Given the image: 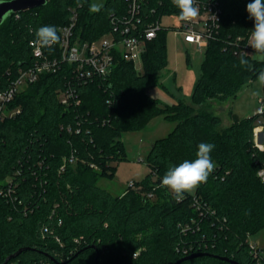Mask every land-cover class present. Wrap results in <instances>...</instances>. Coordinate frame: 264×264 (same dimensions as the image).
Wrapping results in <instances>:
<instances>
[{"label": "trees", "instance_id": "obj_1", "mask_svg": "<svg viewBox=\"0 0 264 264\" xmlns=\"http://www.w3.org/2000/svg\"><path fill=\"white\" fill-rule=\"evenodd\" d=\"M202 1L216 3L221 16L202 56L192 104L161 107L148 93L160 84L166 66L163 29L145 43L141 72L116 54L105 78L77 83L74 65L63 62L8 104L18 112L0 120V264L24 248L6 264H174L195 253L203 254L178 264H232L221 258L258 264L247 236L264 229V181L258 175L264 171V149L254 142L264 111L241 119L231 114L230 125L221 127L207 101L235 96L264 72V58L256 57L264 55L248 45L254 28L246 11L250 0ZM129 2L104 0L101 10L92 13L91 0H47L28 12L7 15L0 24V90L32 62L36 29H57L75 13L72 40L91 43L121 26ZM137 2L138 28L179 13L172 0ZM56 46L48 54L56 53ZM241 57L246 65L240 64ZM68 87L75 95L64 105L58 96ZM159 115L175 126L151 145L150 171L135 182L140 189L115 196L98 187L101 178H113L116 163L125 159L121 134L140 130ZM201 142L215 145V170L194 194L177 201L161 180L169 168L195 159ZM191 219L199 229L182 233L178 224ZM182 246L191 250L184 254ZM259 261L264 264V256Z\"/></svg>", "mask_w": 264, "mask_h": 264}, {"label": "built area", "instance_id": "obj_2", "mask_svg": "<svg viewBox=\"0 0 264 264\" xmlns=\"http://www.w3.org/2000/svg\"><path fill=\"white\" fill-rule=\"evenodd\" d=\"M197 7L199 8L197 19L191 22L181 21L180 26L175 29V33L176 37L180 38L183 43L197 45L202 48L206 47L208 41L216 32L221 10L216 3L211 1L197 0ZM137 15L138 2L137 0H130L128 17L124 18L121 26L114 27L112 32L101 36L94 42L81 43L72 40L76 21V14L73 13L66 25L57 28L59 43L56 46V53L51 52L48 54V49L54 45L42 48L36 40L31 42L32 62L20 68L16 77L0 90V120L18 112L17 109L9 110L8 104L20 90L28 84L36 82L43 73H55L63 62L74 65L72 77L75 82L80 83L94 77L105 78L109 75L114 66L116 54L132 63L136 56L141 58L145 43L154 39L157 32L162 28L160 20L152 21L144 27L138 28L139 19ZM115 32L118 33V36L115 35ZM242 51L244 53L249 52L247 47H244ZM74 95V90L68 87V89L59 93L58 98L62 104L68 105L74 99ZM261 103V106L257 109L258 113L263 112L264 101H261ZM258 175L264 181V171L260 170ZM126 189L138 191L140 186H137L134 181H129ZM146 196L150 199L153 198L152 193H147ZM194 203L196 206L197 200L195 197ZM195 209L198 211L200 208L196 206ZM178 228L182 233L199 229L194 219L185 224H178ZM247 242L250 253L253 258L257 259L256 261L259 264L260 256L263 257L261 248L257 243L250 240V235L247 236ZM180 250L186 254L188 250H191V246H182ZM137 254L138 251L134 252L133 257Z\"/></svg>", "mask_w": 264, "mask_h": 264}, {"label": "rangeland", "instance_id": "obj_3", "mask_svg": "<svg viewBox=\"0 0 264 264\" xmlns=\"http://www.w3.org/2000/svg\"><path fill=\"white\" fill-rule=\"evenodd\" d=\"M104 0H91V4H103ZM178 13L164 15L160 26L165 30L166 66L161 72L160 84L149 88L148 93L156 99L161 107L178 101L191 103V93L200 74V63L206 47L187 45L176 37L175 29L180 26ZM264 58V56H256ZM133 65L136 71H142L141 58L135 57ZM264 101V84L258 76L251 83L244 85L235 96L225 101L210 98L208 110L221 119V127L231 123V114L241 119L257 112ZM264 111V104H263ZM175 122L166 120L162 115L152 118L147 125L137 131L123 132L120 140L125 150V159L116 163V172L112 179L101 178L96 184L112 195L118 196L127 191L129 181H140L150 171L147 165L148 151L157 139L167 136ZM254 142L264 149V125L254 128ZM153 179H155L153 177ZM194 191L188 194H194ZM154 197V196H153ZM250 240L257 243L264 256V229L250 235Z\"/></svg>", "mask_w": 264, "mask_h": 264}, {"label": "clouds", "instance_id": "obj_4", "mask_svg": "<svg viewBox=\"0 0 264 264\" xmlns=\"http://www.w3.org/2000/svg\"><path fill=\"white\" fill-rule=\"evenodd\" d=\"M172 3L179 10L178 16L181 21H195L199 16L197 0H172ZM101 7L102 5L93 3L90 4L89 11L98 13ZM246 11L249 18L254 21L248 45L254 49L256 54L264 55V0H250L246 5ZM35 37L36 42L42 48L59 43V35L54 25H44L36 29ZM247 63L248 61L241 57L240 64L246 65ZM258 79L261 84H264V72L259 73ZM214 148L215 145L212 143H199L195 159H186L179 165L169 168L161 180V187L170 190L174 199L180 201L185 193L194 191L201 184L206 183L216 167L211 157Z\"/></svg>", "mask_w": 264, "mask_h": 264}, {"label": "water", "instance_id": "obj_5", "mask_svg": "<svg viewBox=\"0 0 264 264\" xmlns=\"http://www.w3.org/2000/svg\"><path fill=\"white\" fill-rule=\"evenodd\" d=\"M47 0H7V1H0V24L4 20V18L9 14H20L24 12H28L34 8L44 6ZM26 250L19 249L15 253L7 256L2 264H6L9 260L15 258L19 255L22 251ZM203 253H195L189 256L183 257L177 260L174 264H178L184 260L191 259L197 256H201ZM222 260H226L232 264H240L234 260H230L227 258H221Z\"/></svg>", "mask_w": 264, "mask_h": 264}, {"label": "crops", "instance_id": "obj_6", "mask_svg": "<svg viewBox=\"0 0 264 264\" xmlns=\"http://www.w3.org/2000/svg\"><path fill=\"white\" fill-rule=\"evenodd\" d=\"M187 45H192V44H187ZM122 194H123V192L120 195H122Z\"/></svg>", "mask_w": 264, "mask_h": 264}]
</instances>
